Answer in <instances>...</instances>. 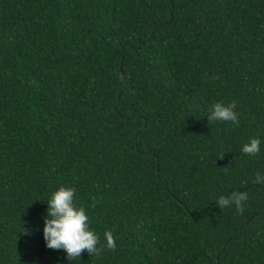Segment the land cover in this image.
<instances>
[{"label":"trees","instance_id":"16d2710c","mask_svg":"<svg viewBox=\"0 0 264 264\" xmlns=\"http://www.w3.org/2000/svg\"><path fill=\"white\" fill-rule=\"evenodd\" d=\"M258 173L264 0H0V264H264ZM61 184L114 248L45 246Z\"/></svg>","mask_w":264,"mask_h":264},{"label":"clouds","instance_id":"9594fccd","mask_svg":"<svg viewBox=\"0 0 264 264\" xmlns=\"http://www.w3.org/2000/svg\"><path fill=\"white\" fill-rule=\"evenodd\" d=\"M207 120L230 121L233 125H238L239 112L236 110V101L213 103L208 111ZM260 145L259 136L249 137L248 141L241 145L240 150L253 155L260 151ZM256 180L264 183V174L258 173ZM75 193L74 186L61 184L43 201L47 204L42 228L45 246L62 249L69 261L80 257L82 250L88 254H99L102 247H115V240L110 231L105 233V244L103 246L99 244V236L90 227L89 215L85 207L76 203ZM245 199L246 195L243 193L229 197L221 195L216 203L218 206H228L233 203L239 206Z\"/></svg>","mask_w":264,"mask_h":264}]
</instances>
